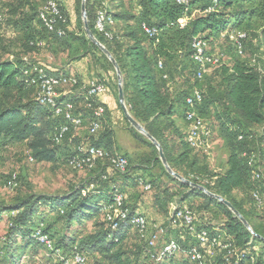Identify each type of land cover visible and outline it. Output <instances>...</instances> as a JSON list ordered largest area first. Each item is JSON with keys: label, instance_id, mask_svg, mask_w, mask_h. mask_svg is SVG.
<instances>
[{"label": "trees", "instance_id": "obj_1", "mask_svg": "<svg viewBox=\"0 0 264 264\" xmlns=\"http://www.w3.org/2000/svg\"><path fill=\"white\" fill-rule=\"evenodd\" d=\"M18 1L13 13L19 18L13 24L24 31L28 51H35L45 45L44 39L49 37L58 41L63 50H71V41L74 40L82 44L83 52L73 56L70 61L93 54L99 66L103 70L114 71L117 78L113 63L88 37L84 22L79 21L74 29L71 28L70 12L61 0L58 1L66 21L58 20L56 28H63L66 31L64 36L50 31L40 17V10L47 0ZM105 1L86 0L88 22L93 33L119 64L130 113L161 144L174 171L229 200L258 236L253 235L226 204L172 176L164 166L157 146L134 127L131 126L134 137L150 147L152 152L139 158H133L129 152H120L116 147L115 130L107 117L109 109L106 107L97 135H91L88 130L86 140L81 141L80 134L72 138V132L65 138L74 145L67 155L68 160L79 154V146L86 142L102 147L109 153L89 170L91 175L81 186L73 188L66 196L29 194L16 198L12 203L0 204V221L3 214L10 216L9 231L0 244V264H24L23 256L28 253L36 256L42 248L47 250L53 260H58L59 250L66 257L77 253L84 255L88 264V255L96 253L101 254L108 264H139L142 254L154 264L137 230L127 223L118 230H112L106 219L105 208L114 201L115 193L119 191L125 194L126 205L132 211L140 209L143 199V194H139L140 187L150 191L162 181L161 176L153 172L157 166L179 188L171 190L162 181L153 196L154 211L165 217L162 224L169 225L170 204L177 200L197 213L201 224L210 230L213 237L223 236L217 247L200 248L205 255V264H264V222L254 208L234 195L236 190L247 189L255 208H264L263 174L258 168L257 156L251 150V143L256 137L255 144L264 149V62L259 66L252 65L237 55L230 64L218 66L222 70L218 85L210 83L205 86L203 81L207 73L202 79L198 77L200 66L194 58L193 47L194 39L201 37L207 40L209 52L213 53L210 51V42L223 36L230 39L239 52L230 34L246 32L247 38L243 40L245 51L249 30L253 28L255 20H264V0H191L188 6L179 4L177 0H135L137 10L125 9L123 12L119 11L125 7L123 1L114 3L112 8H108ZM76 7L81 10L82 0L76 1ZM100 11L112 19L106 25L110 37L97 28ZM182 18L188 19L184 26L180 22ZM119 22L123 23V27L118 28ZM144 24L155 27L157 34L149 36ZM223 59L224 55L222 63ZM161 63L163 67H160ZM35 66L44 67L51 75L73 74L70 70H54L20 57L0 58V142L26 143L34 160L54 162L58 160L61 145L56 144L54 136L57 128L66 120L54 108L42 105L37 100L38 88L31 83L32 78L38 76L34 71ZM77 77L80 83L84 82ZM115 88L119 98L118 82H115ZM195 88L201 89L204 96L198 108L199 113L204 117L214 105L220 107L235 139L231 141L228 169L223 173H205V169H199L198 160L192 158V151L196 149L188 141L190 124L186 112L187 98ZM30 91H35V96H30ZM69 97L75 104V114L84 118V125H89L94 112L87 107L85 97L80 92ZM180 117L185 120L187 132L183 131ZM257 126L262 128L258 136L253 132ZM116 154L128 159L126 172H118L111 166L110 157ZM140 171L142 174H137ZM256 172L260 177L256 176ZM146 184H150L151 189H145ZM256 194L262 203L258 202ZM200 198L204 202L196 206V199ZM42 208L57 211L66 220L67 230L60 233L54 225L46 224ZM143 213L148 217V214ZM216 213L224 216L218 225L213 223ZM99 216H103L104 221L98 220L96 230L87 236L76 230L70 232L75 222L83 224ZM150 222L160 223L156 220ZM38 229L49 236L54 244L53 249L35 237ZM132 230L140 241L137 252L133 254L127 248ZM170 231L171 235L168 236L176 238L184 249L199 247L193 236L184 234L178 228ZM233 249L239 251V256L229 252ZM131 258H135V262ZM93 264L101 262L95 261Z\"/></svg>", "mask_w": 264, "mask_h": 264}, {"label": "rangeland", "instance_id": "obj_2", "mask_svg": "<svg viewBox=\"0 0 264 264\" xmlns=\"http://www.w3.org/2000/svg\"><path fill=\"white\" fill-rule=\"evenodd\" d=\"M76 1L77 0H61V2H64L68 7V4L74 3V8H72V12H70V15H72L71 28L73 29L79 21L84 22L82 11L78 10L79 7H76ZM121 1L125 3V7L121 8L119 10L120 12H123L125 9L132 11L137 10L135 0H106L105 5L108 6V8H112L114 3L120 4ZM18 2V0H0V18H2V24L0 25V58L13 59L15 57H20L54 70H68L67 65L71 62V58L78 53L83 52L82 44L72 40L71 50H63L58 41L53 37H49L44 39L45 45L37 48L35 51H28L27 38L24 31L21 27H14L15 25L13 24L14 20L19 18L13 13L14 9L19 4ZM35 26L38 29L41 28L39 25ZM121 26L123 27V23L119 22L118 28H121ZM210 51L213 53H224L222 64H230L233 57L238 55L242 59L250 61L252 65L259 66V64L264 62V20L260 18L255 20L253 28L249 30V39L246 42L244 53H239L231 40L223 36L210 42ZM89 59L92 62L93 54L90 55ZM221 72V67H211L205 76L203 84L205 86L210 83L218 85L222 79ZM113 76L115 82H118L114 71ZM28 93L32 97L35 96V91H30ZM117 101V107L113 112H109L107 117L115 130V137L117 144H119V151L129 152L133 158H139L145 154H150L152 149L134 137L130 122L127 120L118 98ZM204 117L212 132L209 142L210 147L208 149L199 148L193 150L192 158L198 160L199 169H205V173H223L228 169L231 141L235 139L230 132L229 124L225 123L226 119L224 118L220 107L214 105ZM179 120L183 126V131L187 132L185 120L182 117H180ZM261 131L262 128L260 126L254 127L253 129L256 136H258L257 134H260ZM79 134L81 141L88 139L89 134L87 123L80 130ZM256 139H254V143H251V150H253V152H255L254 154L257 156L258 168L263 174L261 183H264V149H261L255 144ZM71 149H74L73 143L70 140H64L58 149L57 161H38L31 160L32 153L26 143L11 141L0 142V204L12 203L16 198L27 196L29 194H44L55 197L66 196L73 188L81 186L90 177L91 172L86 169L75 167L70 160L67 159V155ZM161 170V167L157 166L153 169V172L156 173V175L158 174V176H161L160 178L164 182V186H169L171 190H179L176 183L166 175H163ZM13 173H18L20 176V182L15 188L7 186L6 183ZM203 177L204 179H207L206 176ZM162 181L160 180L157 185L158 187L162 184ZM158 187H153L150 191L144 190L143 187H140L139 189V194H143L145 206L149 209H152L151 202H153V196L158 191ZM234 195L239 200L245 202L250 208H254L255 212L264 222V208H255L249 190L239 189L234 192ZM203 202L204 200L202 198L196 199V206ZM42 212L46 224L54 225L56 230L60 233H64L67 230L66 220L61 218L57 211L42 208ZM3 215L4 217L0 221L1 245L10 226L9 214L6 213ZM214 215L215 219H213V223L218 225L222 222L224 216L222 213H216ZM98 220L104 221V217L99 216L97 219L85 221L83 224L75 222V225L70 232L76 230L77 232L84 234V236H87L96 230V222ZM139 244L140 241L138 236L136 232L132 230L128 239V251L132 254L133 252H137V245ZM88 258L90 264H93L95 261L101 262V264H108L104 257L99 253L88 255ZM131 259L135 262V258ZM22 260L24 264L57 263V260L51 259L47 254V250L43 248L38 255L32 256L31 253H28L26 256H23ZM144 263L153 264L142 254L139 264Z\"/></svg>", "mask_w": 264, "mask_h": 264}, {"label": "built area", "instance_id": "obj_3", "mask_svg": "<svg viewBox=\"0 0 264 264\" xmlns=\"http://www.w3.org/2000/svg\"><path fill=\"white\" fill-rule=\"evenodd\" d=\"M177 2L188 6L191 0H177ZM40 17L50 31H56L59 36L66 34L63 28H56L58 20L66 21L62 15L58 0H47L40 10ZM108 21L112 22V19L108 18L104 11H100L96 22L97 28L100 32H105L110 37V33L106 30ZM187 21V18L180 20L183 26ZM144 29L151 37L157 34L155 27L144 24ZM230 38L236 42L239 52L244 53L243 40L247 38V33H231ZM193 47L195 50L194 58L200 66L198 72L200 79L204 77L211 67H218L222 64L224 54L210 53L207 40L196 37L193 41ZM160 67H163L162 63ZM34 71L38 73V76L36 78L33 77L31 83L38 88L37 100L42 105L54 108L57 114L64 116L66 120L56 130L54 136L56 144H62L66 136L71 132L72 138L78 136L80 130L84 127V118L81 115L75 114V104L69 97L77 92H80L85 97L87 107L91 108L94 112V118L88 125L89 133L91 135L99 133L102 127V119L106 114V106L98 98L109 90L105 81L96 78L87 83H80L79 78L75 74L68 76L63 73L58 76L51 75L47 73L44 67L40 66H35ZM26 73L29 74V71ZM73 87H77V89H73ZM203 98V91L199 88H195L187 98L188 110L186 116L190 124L188 141L195 149H208L210 147L209 142L212 132L205 118L198 111ZM78 150L79 154L73 156L70 162L75 167L86 170H91L100 159L109 156L106 149L97 147L91 142L81 144ZM31 160H34V158L31 157ZM110 162L111 166L118 172H126L128 170L129 161L121 154L111 156ZM256 176L260 177V174L256 172ZM6 183L11 188L17 187L18 173H13ZM144 186L147 190L151 189L150 184ZM256 199L259 203H262L261 198L257 194ZM105 210L107 222L112 230H118L124 223L132 225L137 230L139 236L144 240L147 253L154 264H205V255L200 248L206 246L210 248L217 247L223 237L222 235L213 237L210 230L201 224L197 213L190 206L180 204L177 200L170 204L168 226L162 223H151L140 209L132 211L126 205V196L123 192L117 191L114 201L106 206ZM176 228L180 229L184 234L196 238L199 247L195 246L189 250L184 249L176 238L173 236L168 237L171 232L170 230ZM35 237L49 249H53V242L41 229L37 230ZM229 252L239 256V251L236 249ZM57 256L58 260L56 264H88L87 257L79 253L72 257H66L58 250Z\"/></svg>", "mask_w": 264, "mask_h": 264}, {"label": "water", "instance_id": "obj_4", "mask_svg": "<svg viewBox=\"0 0 264 264\" xmlns=\"http://www.w3.org/2000/svg\"><path fill=\"white\" fill-rule=\"evenodd\" d=\"M81 11H82L85 29L87 31L88 37L91 39V41L93 43H95L108 56V58L111 60V62L113 63V65L116 69L117 78H118V86H119V102H120L121 107L123 108V111H124V114H125L127 120L130 122L131 126L134 127L136 130H138L139 132H141L142 134H144L145 136H147V138H149L157 146V148L159 149L160 158H161L164 166L166 167L167 171L172 176H174L175 178H177L178 180H180L181 182H183L187 185H190L194 188H198V189L202 190L203 192L207 193L208 195H210V196L218 199L219 201L223 202L224 204H226L234 212V214L243 222V224L248 228V230L253 235L258 236V234L253 230V228L250 225V223L248 222V220L242 215V213L229 200H226L221 195L212 193L205 186L187 179L186 177H184L183 175L177 173L176 171H174V169H172V167L170 166V164L167 160V157L164 153V150H163L161 144L130 113L129 108L126 104V98H125V93H124V89H123V75H122L121 69L119 67L118 62L113 57L112 53L106 48V46L102 42H100V40L96 37V35L91 30L89 22H88V17H87L86 0H82Z\"/></svg>", "mask_w": 264, "mask_h": 264}, {"label": "crops", "instance_id": "obj_5", "mask_svg": "<svg viewBox=\"0 0 264 264\" xmlns=\"http://www.w3.org/2000/svg\"><path fill=\"white\" fill-rule=\"evenodd\" d=\"M63 4L69 12H72V8H74L73 6L74 3L68 4L69 7L64 2ZM89 57L90 56L84 57L83 59H80V60L71 61L67 65L68 66L67 69L71 70L73 74L79 76L86 83L96 78L106 81L109 87V90L107 93H104L99 96V101L106 105V107L109 109V112H113V110L118 105V101H117L118 97H117L116 88H115V78L113 76V71L112 70L106 71V70H103L102 68L100 69V66L96 62V60L93 59L91 62ZM115 140H116V137H115ZM118 145L119 144H117V141H116V147H119ZM137 174H142V171L138 172ZM144 202H145L144 199L140 201V210L147 213L150 220H156L162 223L165 220L164 215L155 212L153 210L152 205H151L152 209L147 208Z\"/></svg>", "mask_w": 264, "mask_h": 264}]
</instances>
